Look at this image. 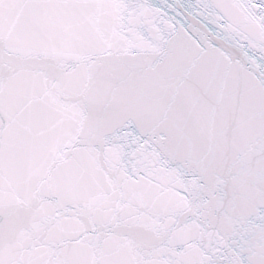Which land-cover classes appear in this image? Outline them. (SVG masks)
<instances>
[{
  "label": "snow or ice",
  "instance_id": "snow-or-ice-1",
  "mask_svg": "<svg viewBox=\"0 0 264 264\" xmlns=\"http://www.w3.org/2000/svg\"><path fill=\"white\" fill-rule=\"evenodd\" d=\"M0 264H264V0H0Z\"/></svg>",
  "mask_w": 264,
  "mask_h": 264
}]
</instances>
